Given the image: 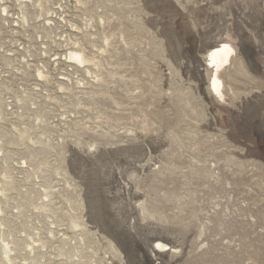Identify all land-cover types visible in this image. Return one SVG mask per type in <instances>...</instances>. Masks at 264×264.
Listing matches in <instances>:
<instances>
[{
    "label": "rangeland",
    "instance_id": "rangeland-1",
    "mask_svg": "<svg viewBox=\"0 0 264 264\" xmlns=\"http://www.w3.org/2000/svg\"><path fill=\"white\" fill-rule=\"evenodd\" d=\"M23 1L0 0L4 264H143L125 234L131 222L144 242L173 240L182 253L172 264H264V0ZM119 13L128 22L121 87ZM52 15L68 27L44 30ZM245 30L258 37L253 53ZM223 37L247 74L224 76L228 98L204 108L197 60ZM73 50L94 61L77 72L59 65ZM78 214L85 228L73 226Z\"/></svg>",
    "mask_w": 264,
    "mask_h": 264
},
{
    "label": "bare ground",
    "instance_id": "bare-ground-1",
    "mask_svg": "<svg viewBox=\"0 0 264 264\" xmlns=\"http://www.w3.org/2000/svg\"><path fill=\"white\" fill-rule=\"evenodd\" d=\"M2 1H5V0H2ZM27 1V0H26ZM26 1L24 2H21V4L19 5H22L24 7ZM118 1H122V0H118ZM128 1V0H127ZM130 1V0H129ZM132 1V0H131ZM160 2H163V3H171V5H177L179 3L182 2V0H158ZM255 1V0H254ZM29 2V1H28ZM50 0H47V3H49ZM125 2V1H124ZM128 3V2H127ZM21 6V7H22ZM130 6V4H129ZM182 6V5H181ZM254 6V5H253ZM20 7V6H19ZM26 8V7H25ZM21 9V8H20ZM23 9V8H22ZM25 10V9H24ZM23 10V11H24ZM43 10V8H42ZM126 10V9H125ZM242 10V9H241ZM7 11V8L5 10V12ZM128 11V10H126ZM20 12V11H19ZM132 12V11H131ZM123 13V12H122ZM122 13H119L118 14V18L116 19V21H114L116 23V28H115V31H116V35L117 38H115V42L113 44V47H114V51H115V64L116 66H118V69L116 71V74L114 75H118V86L121 87V83H123V81H125L126 79L125 76H123V73L125 72L124 71V65L122 63V59H123V54L125 53L126 51V48H127V44H125L126 42H124V37L125 35H122V34H125L123 32V30H125V32L127 33V29H128V22L124 21L125 19L123 18V16L121 15ZM128 13V12H127ZM254 13V12H252ZM132 14V13H131ZM130 14V15H131ZM241 14L245 15L246 14V11H244L243 13V10L241 12ZM54 16L56 15V13L53 14ZM51 16V21H52V26L48 27L45 26V24L41 23L42 25V28L45 30V29H49L51 27H58V28H61V29H65L67 28V24H68V20L66 21L65 18L62 20H58L56 19V17L54 16ZM115 15V14H113ZM117 16V15H115ZM128 16V15H127ZM252 16V14H251ZM7 17V16H6ZM21 17V16H20ZM25 17V16H24ZM27 17V16H26ZM46 17V16H45ZM114 17V16H113ZM125 17V16H124ZM132 17V16H131ZM253 18H255L254 14L252 16ZM8 18V17H7ZM44 18V16H43ZM112 18V17H111ZM49 18H47V21H48ZM128 19V18H127ZM18 20V19H17ZM136 20V19H135ZM113 21V20H112ZM139 21V20H137ZM141 21V20H140ZM70 22V21H69ZM246 23V20L244 22H242V24H245ZM262 24V23H261ZM131 25V24H130ZM4 25H2L3 27ZM39 26V25H38ZM92 26V25H91ZM132 26V25H131ZM130 26V27H131ZM254 26V25H252ZM7 27V26H6ZM17 27V26H16ZM10 28L14 29L13 26H10ZM132 28H134V26H132ZM254 28V27H253ZM2 29V28H1ZM4 29V28H3ZM52 29V28H51ZM68 30V29H67ZM70 31V30H68ZM50 32V31H49ZM247 30H245V32H241L242 34V37L244 38L243 42H242V45L243 47H247L249 46V44L252 42V37H255V39H258V37L256 36H252V37H247L246 33ZM71 33V31H70ZM113 33H114V30H113ZM112 33V34H113ZM53 34V33H52ZM114 35V36H116ZM122 35V36H121ZM227 36V35H226ZM70 38V34L68 36H66L65 38ZM127 37V36H126ZM126 39V38H125ZM128 40V39H127ZM132 40L134 39H131V42ZM77 42V41H76ZM109 42V41H108ZM129 42V43H131ZM113 43V42H112ZM133 43H135L133 41ZM109 44V43H108ZM132 44V43H131ZM131 46V45H130ZM250 47V46H249ZM107 49V48H106ZM112 49V48H111ZM163 49V48H162ZM237 49L236 46H234L228 39L227 37L226 38H220V39H217V40H214L213 42H211L209 44V46L207 47L206 49V53L205 55L202 57V58H199V60H197V63H198V68H197V71L196 73L198 74V78H199V89L201 91V95H202V102H200V104L205 108V103L210 101V100H214L216 102H219L220 101H226V99L228 98V93L227 91L225 90V83H224V80H223V77L226 76V78L228 80H233L235 78L234 74H237V73H243L242 75H245L247 74L246 71H245V68H244V63L241 59L237 58L236 56L237 55ZM246 50V49H245ZM254 46L251 45L249 51L253 53L254 51ZM93 55V54H91ZM95 55V54H94ZM125 55V54H124ZM252 55V54H251ZM96 57V56H95ZM101 57V56H100ZM63 58V57H62ZM97 58V57H96ZM70 59L75 61H68L67 59L64 60V59H61V60H58V64H64L66 65V67L68 68V70L71 68L74 70V72H77L80 68H83L85 66H87L88 64H90L91 62H93L94 60L91 59L88 55H86L83 51H75L73 50V52L71 53L70 55ZM95 59V58H94ZM129 59V58H128ZM102 60V59H101ZM57 62V61H56ZM94 65L95 66H99L100 63H95L94 62ZM129 65V64H128ZM89 66V65H88ZM87 66V67H88ZM91 67V66H90ZM129 67V66H128ZM233 67V68H232ZM183 68V67H182ZM128 70V69H126ZM39 71V77L40 78H44V75H46L44 69H41V70H38ZM160 71V70H159ZM127 72V71H126ZM160 74L163 76L164 74H162V72L160 71ZM157 76H160L159 74H156ZM0 77L2 78L3 75ZM234 77V78H233ZM38 78V77H37ZM161 78H157V81L156 82H159ZM38 80H41L38 78ZM236 80V79H235ZM72 81V80H71ZM74 81V79H73ZM70 82V81H69ZM98 82V81H97ZM36 83V82H35ZM37 84V83H36ZM39 84V83H38ZM37 84V85H38ZM61 85H64V82L60 83ZM127 84V83H126ZM65 86V85H64ZM117 86V87H118ZM130 86V84H129ZM119 87V88H120ZM123 87V86H122ZM125 87V86H124ZM118 89V88H117ZM123 90V89H122ZM126 90V89H125ZM118 91V90H117ZM128 91V90H127ZM117 93V96L118 98H115L114 96V100H115V104L114 105H117V106H121L123 105L126 101L124 99V92L123 94L120 92V90ZM138 95V94H137ZM127 96V94H126ZM135 97V96H134ZM132 96V98L129 96L128 98L130 99H133L134 98ZM136 98V97H135ZM127 99V98H126ZM138 99V98H136ZM220 100V101H219ZM130 101V100H129ZM127 104V103H126ZM207 108V107H206ZM1 114H0V119H1ZM53 148V147H52ZM75 151V150H74ZM89 151V150H88ZM1 153V152H0ZM68 153V152H67ZM95 155V153L93 152H85V153H78L76 152V156H78L81 160H87L89 161L90 159H93L91 157H93ZM68 156L64 155L63 156V159H62V163H64L63 165H65V162L67 161V158ZM61 163V164H62ZM43 164V163H41ZM48 164V163H47ZM10 170V169H9ZM11 170L15 171L16 169L14 168H11ZM6 172V171H5ZM159 169L157 170H154L152 173H153V176L158 178L157 175L159 174ZM10 173V172H8ZM12 173V172H11ZM10 173V174H11ZM9 174V175H10ZM7 175V174H6ZM4 176V175H3ZM115 176V175H114ZM12 177V175H11ZM161 181H159L160 183ZM123 190L127 193H129L131 190H130V187L128 184H124L123 185ZM48 194H47V198H48ZM78 201V200H77ZM79 203V201L77 202ZM43 206H46L45 203L42 204ZM81 206V205H80ZM148 207V206H146ZM84 208V207H83ZM141 210V209H140ZM4 212L1 207H0V213ZM82 212V211H80ZM79 212V213H80ZM145 216L142 217L143 215H141V220H140V223L138 224L139 228L141 229V231L144 230L145 226L143 224L145 220V217H149V214L145 213V209H143L142 211ZM151 212V211H150ZM84 215V214H83ZM73 216V215H71ZM82 216V215H81ZM81 216H79L78 214V217L77 216H73L72 217V224L75 228H79L81 227L83 224L81 223ZM165 217V216H164ZM151 218V217H150ZM166 219V218H165ZM83 220V219H82ZM133 219H131L132 221ZM83 222V221H82ZM84 223V222H83ZM145 223V222H144ZM136 224L133 222H131L130 226L125 229V234L126 236L131 240L132 242V246L135 247V249H137V253L139 255V258L141 260V263L143 264H172L173 262H175L180 256H181V251H179L180 249L176 246V244L173 242V240L169 237H165V236H161V235H156V236H152L151 238H149V240L146 242H144L142 239L138 238L137 235L134 233V228H135ZM82 228H85L82 226ZM140 231V232H141ZM138 234V233H137ZM10 243V242H9ZM11 244V243H10ZM153 244V245H151ZM66 245V244H65ZM70 245V244H69ZM111 245V244H110ZM119 247V246H118ZM72 249V248H71ZM113 249V248H112ZM206 249V248H205ZM36 250V248L34 246H32L31 248V251L34 252ZM114 250V249H113ZM204 250V249H203ZM12 252V251H11ZM65 252H68L67 250ZM205 252V251H204ZM208 252V251H207ZM69 253V252H68ZM69 254H72V253H69ZM68 254V256H69ZM207 254V253H205ZM204 254V255H205ZM7 255V259L8 261H11L12 262V257H9L8 254ZM66 255V254H64ZM201 257H202V254H200ZM80 256V255H79ZM77 256V257H79ZM72 257V256H71ZM81 257L84 258V256L81 255ZM80 259H83L81 258ZM116 257V256H115ZM204 257V256H203ZM121 258V256H120ZM196 258V256H195ZM197 258H200L197 257ZM1 260V259H0ZM121 260V259H120ZM81 262V261H80ZM98 262V261H97ZM95 261V264L97 263ZM122 262V261H121ZM1 264H4L5 262L3 260H1L0 262ZM78 263V262H77ZM8 264V263H6ZM76 264V263H74Z\"/></svg>",
    "mask_w": 264,
    "mask_h": 264
},
{
    "label": "built area",
    "instance_id": "built-area-1",
    "mask_svg": "<svg viewBox=\"0 0 264 264\" xmlns=\"http://www.w3.org/2000/svg\"><path fill=\"white\" fill-rule=\"evenodd\" d=\"M263 24H264V21H263Z\"/></svg>",
    "mask_w": 264,
    "mask_h": 264
}]
</instances>
